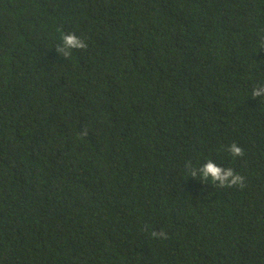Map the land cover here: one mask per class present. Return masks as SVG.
<instances>
[{"label": "trees", "instance_id": "16d2710c", "mask_svg": "<svg viewBox=\"0 0 264 264\" xmlns=\"http://www.w3.org/2000/svg\"><path fill=\"white\" fill-rule=\"evenodd\" d=\"M260 87L264 0H0V264H264Z\"/></svg>", "mask_w": 264, "mask_h": 264}, {"label": "clouds", "instance_id": "9594fccd", "mask_svg": "<svg viewBox=\"0 0 264 264\" xmlns=\"http://www.w3.org/2000/svg\"><path fill=\"white\" fill-rule=\"evenodd\" d=\"M62 45L64 47L58 48L57 50L62 52L66 57L70 55V52L65 51V48L72 49H85L87 44L78 38L74 33L70 35H64L62 38ZM264 96V87L254 88L252 91V97H262ZM230 153L233 157L243 156V150L236 144H232L229 148ZM195 175V172L191 173ZM200 175L203 179H210L213 183L219 182L221 186L232 187L239 185L241 188L244 186L245 178L236 174L231 168L223 169L217 167L215 164L209 160V162L200 169ZM152 235L157 238H166V234L163 232H153Z\"/></svg>", "mask_w": 264, "mask_h": 264}]
</instances>
